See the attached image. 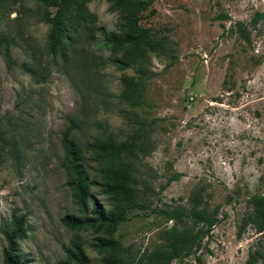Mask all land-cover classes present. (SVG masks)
<instances>
[{"label":"rangeland","instance_id":"374dc122","mask_svg":"<svg viewBox=\"0 0 264 264\" xmlns=\"http://www.w3.org/2000/svg\"><path fill=\"white\" fill-rule=\"evenodd\" d=\"M143 1L149 6L138 24L167 46L149 56L142 102L129 107L119 100V78L132 69H117L94 46V37L118 24L105 0L86 5L93 29L75 39L74 54L66 50L67 62L47 50L38 0H0V39L9 55L7 63L0 49V264L1 233L12 215L24 219L17 250L25 264H60L72 242L88 264L133 262L160 249L172 226L196 231L199 225L180 214L191 210V193L201 197L194 209L216 208L218 222L195 255L170 264H264V238L243 225L250 197H264V0ZM256 15L262 18L254 24ZM237 22L249 42L239 37ZM70 120L90 181L88 214L93 200L104 212L112 206L86 146L108 136L139 137L146 149L134 174L142 206L113 228L71 230L61 223L77 216L61 168L60 139ZM98 240L123 251L96 248Z\"/></svg>","mask_w":264,"mask_h":264},{"label":"trees","instance_id":"16d2710c","mask_svg":"<svg viewBox=\"0 0 264 264\" xmlns=\"http://www.w3.org/2000/svg\"><path fill=\"white\" fill-rule=\"evenodd\" d=\"M98 0H38L40 20L48 26L46 35V47L53 56H59L63 62L67 57L66 50L74 54L75 39L82 34H88L93 29L95 16L89 13L86 5ZM108 12L117 13L118 24L114 31H102L94 37V46L108 52V62L119 70L132 69L133 75H123L119 78L121 90L119 100L129 107H137L143 98L142 85L149 78V56L151 54H163L167 42L164 37L154 38L149 31L141 27L139 14L144 12L148 1L143 0H105ZM262 15H256L255 24ZM240 38L249 42L248 33L241 23H235ZM0 49L4 60L9 62L7 43L0 39ZM23 66V65H22ZM76 128L73 120L61 134V145L65 159L61 168L68 174L66 183L77 216L64 217L61 223L71 229H77L82 225L106 226L113 228L127 220V213L141 208L142 199L138 197L134 188L137 156L146 152L137 139L129 138L122 142H115L112 137L95 140L86 146L96 162L99 163L100 185L102 194L111 202L112 209L104 212L94 200L91 211L88 214V202L90 200V181L84 168V155L70 137V133ZM4 144V138L0 134V145ZM201 201L200 194L191 193L188 202L191 210L180 213L189 218L193 224H198L196 231L188 227L178 228L172 226L163 235V246L140 256L133 262H126L120 258H111L105 264H170L174 260H181L190 255H195L199 250L201 241L208 236L210 229L218 222L217 209L211 212L195 210ZM250 211L244 218V224L253 227L257 234L264 238V197L252 196L248 201ZM168 219H174V213H166ZM179 215V214H178ZM5 248L2 251L3 264H25L18 258L17 242L25 238L24 219L22 216L12 215L9 229L2 231ZM240 231L237 233L239 236ZM99 241L96 248L108 247L117 253L123 249L116 243ZM60 264H88L80 245L72 242L66 250L65 260Z\"/></svg>","mask_w":264,"mask_h":264},{"label":"clouds","instance_id":"9594fccd","mask_svg":"<svg viewBox=\"0 0 264 264\" xmlns=\"http://www.w3.org/2000/svg\"><path fill=\"white\" fill-rule=\"evenodd\" d=\"M118 14L117 13H113V16H117Z\"/></svg>","mask_w":264,"mask_h":264}]
</instances>
